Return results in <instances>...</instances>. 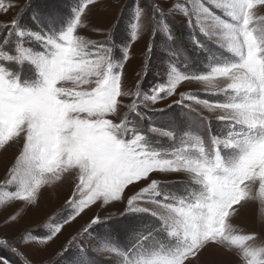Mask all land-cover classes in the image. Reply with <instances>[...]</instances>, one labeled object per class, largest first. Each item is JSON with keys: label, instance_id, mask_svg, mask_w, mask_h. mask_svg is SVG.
Listing matches in <instances>:
<instances>
[{"label": "snow or ice", "instance_id": "1", "mask_svg": "<svg viewBox=\"0 0 264 264\" xmlns=\"http://www.w3.org/2000/svg\"><path fill=\"white\" fill-rule=\"evenodd\" d=\"M102 4L28 0L0 23V155L21 145L0 206L70 189L43 235L0 236V248L32 264L18 245H47L86 210L119 202L56 264H200L213 247L264 264V0H131L93 25ZM13 7L0 0L3 14ZM250 205L261 222L237 228Z\"/></svg>", "mask_w": 264, "mask_h": 264}, {"label": "rangeland", "instance_id": "2", "mask_svg": "<svg viewBox=\"0 0 264 264\" xmlns=\"http://www.w3.org/2000/svg\"><path fill=\"white\" fill-rule=\"evenodd\" d=\"M35 2V0H33ZM43 2V0H41ZM50 2V0H49ZM62 6L67 7L72 0H59ZM5 3H12L17 5L13 7L7 14L0 12V23L10 21L14 16L21 12L23 7L28 3V0H5ZM131 0H103L101 7L94 9L89 20L93 25L106 24L108 19L113 16L121 8H127ZM92 39H103V37L89 28L88 33ZM134 59L131 67L127 68V76L129 83L135 79L134 68L138 66L139 60L142 58L140 49L134 48ZM186 90L197 92L198 86L195 84L187 85ZM162 106V105H161ZM20 144L17 143L11 147L7 153L0 155V180L4 178L5 168L13 160L14 156L20 149ZM69 186L67 183L47 186L43 191L39 200L38 207L28 208L19 203H13L10 206H0V236H5L8 239L20 238L22 233L28 230L43 235L47 229L41 228L40 225L52 219L55 221L63 214V205L65 199L69 194ZM124 205L119 202L113 206L105 208L93 207L91 210H86L76 221L70 225L65 226L62 233L47 245L45 244H21L18 245L20 250L25 253L26 257L32 264H56L58 259H61L59 253L62 246H65L73 236H75L84 226L87 225L90 217L99 214L102 217L112 213L118 214L122 211ZM19 213L18 219L15 223L6 226L5 218L10 214ZM261 222L260 209L258 205H250L239 218L234 220L237 228H242L246 231L256 228ZM0 257L7 258L12 264H20L17 257L10 251L0 248ZM200 264H237L235 256L228 254L225 250L220 248H209L200 257Z\"/></svg>", "mask_w": 264, "mask_h": 264}]
</instances>
